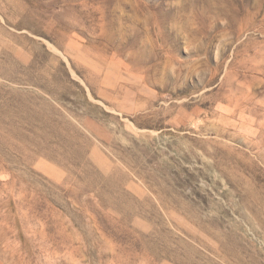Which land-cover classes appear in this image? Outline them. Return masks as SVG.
<instances>
[{
    "label": "rangeland",
    "instance_id": "rangeland-1",
    "mask_svg": "<svg viewBox=\"0 0 264 264\" xmlns=\"http://www.w3.org/2000/svg\"><path fill=\"white\" fill-rule=\"evenodd\" d=\"M224 168L264 197V0H0V264H264Z\"/></svg>",
    "mask_w": 264,
    "mask_h": 264
},
{
    "label": "bare ground",
    "instance_id": "bare-ground-1",
    "mask_svg": "<svg viewBox=\"0 0 264 264\" xmlns=\"http://www.w3.org/2000/svg\"><path fill=\"white\" fill-rule=\"evenodd\" d=\"M73 131H75V130H73ZM89 142L90 141L88 139L82 138L78 132L73 133L72 135H69L64 140V147H67L66 149L68 151V158H70L72 160H76L78 156L80 157L79 153H80V151L82 149L83 143H85V145H89ZM83 149H84V147H83ZM230 153L232 154V152L230 150H227L225 152L226 157L230 158V155H231ZM217 163L215 162L214 165L217 166ZM221 172H222L223 175H226V176H229L230 177L229 180H230L231 184H233L235 186V191L238 193L239 201L241 202V206L247 207L253 213L257 212L258 210H263L264 209V197L261 196V194L259 193V190L254 189V187H251V188L245 187L244 188L241 185V182H239L238 179H236L234 176H232V174H230L228 171H226L225 168L222 169ZM114 181H115V177L114 178L113 177H110V178H107V179H101V182H105V184H111V185L114 184ZM245 184H246V182H245ZM77 187H79L78 184H77ZM76 193L79 194V192H76L75 191L74 194H76ZM110 194H112V193H110ZM100 196H101V202H104L108 206L115 208V210L121 209L119 206L116 205V201L114 200V197L112 195H109V196L106 195L104 197L102 194H100ZM123 219H128L127 213H124ZM205 225H206V218L204 216H201L199 218V220H198V226L205 231V229H206V228H204ZM224 248H226V247L224 246ZM188 250L190 251L188 253H191L192 255L195 254V251L190 250V248H188ZM230 253H234V251L231 250ZM239 264H242V263L239 262Z\"/></svg>",
    "mask_w": 264,
    "mask_h": 264
}]
</instances>
